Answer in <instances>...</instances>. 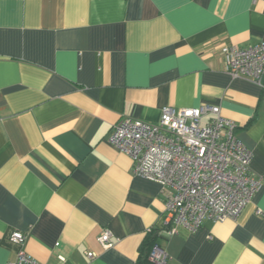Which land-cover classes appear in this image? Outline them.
Segmentation results:
<instances>
[{"label": "crops", "instance_id": "obj_1", "mask_svg": "<svg viewBox=\"0 0 264 264\" xmlns=\"http://www.w3.org/2000/svg\"><path fill=\"white\" fill-rule=\"evenodd\" d=\"M262 41L264 0H0V264H155V244L167 264H264V84L221 53ZM205 104L238 124L262 185L237 220L169 236L166 190L108 137Z\"/></svg>", "mask_w": 264, "mask_h": 264}, {"label": "built area", "instance_id": "obj_2", "mask_svg": "<svg viewBox=\"0 0 264 264\" xmlns=\"http://www.w3.org/2000/svg\"><path fill=\"white\" fill-rule=\"evenodd\" d=\"M221 53L232 78L263 86L264 41L246 48L224 44ZM108 143L131 158L135 176L166 190L163 223L170 225L169 236L178 227L197 231L207 221L237 220L262 185L263 178L251 172L253 153L239 138L238 124L212 104L179 110L165 107L157 123L123 118ZM113 237L105 229L98 241L108 249L114 246ZM11 239L23 245L26 237L15 232ZM169 258L158 244L149 255L155 264H167ZM61 261L66 264L64 258ZM9 264L41 263L21 251Z\"/></svg>", "mask_w": 264, "mask_h": 264}, {"label": "trees", "instance_id": "obj_3", "mask_svg": "<svg viewBox=\"0 0 264 264\" xmlns=\"http://www.w3.org/2000/svg\"><path fill=\"white\" fill-rule=\"evenodd\" d=\"M153 242H151V244H152ZM152 245H154V244H152ZM153 247V246H152Z\"/></svg>", "mask_w": 264, "mask_h": 264}]
</instances>
